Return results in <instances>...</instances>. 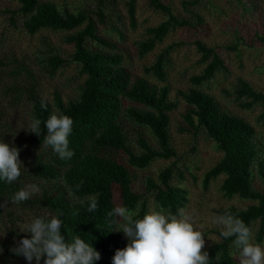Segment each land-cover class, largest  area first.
<instances>
[{"label":"trees","instance_id":"1","mask_svg":"<svg viewBox=\"0 0 264 264\" xmlns=\"http://www.w3.org/2000/svg\"><path fill=\"white\" fill-rule=\"evenodd\" d=\"M260 1V0H258ZM23 17V26L30 34L40 29L71 31L66 41L73 44L70 59H62L50 54L48 64L50 72L66 62L72 61L79 65L80 73L85 75L79 97L63 102L61 95L54 93L53 101L38 96L32 97L31 116L46 121L53 110L73 119V130L69 136V149L74 152L70 159H61L51 147H46V156L39 155L34 161L29 174L48 182L40 196L21 203L39 205L49 211L51 216H59L62 220V234L67 239L79 235L101 253V259L94 264H112V257L117 249L126 247L127 241L115 230L113 217L108 213L116 207L113 200L114 187L121 206L134 208L140 205V216L147 211V202L141 195L133 191L132 178L126 164L118 161L112 153L124 151L128 164L144 168L156 158L175 156L169 133V112L176 106L168 98L169 87L164 84L157 86L144 77H133L122 65V57L117 53L90 48L86 42L98 41L106 46L112 44L97 35L94 18L89 11L60 10L51 1L17 0ZM201 0L183 1L184 6H196ZM137 0H127V12L130 26L135 27ZM149 5L161 11L165 19L155 26L146 29L147 37L138 43L137 51L144 56L161 43L168 33L183 26L202 24L203 19L194 14L193 22L179 18L171 6L164 0H148ZM104 0H98L95 11L99 20L103 19ZM83 26V27H81ZM264 39V38H261ZM200 53V61L206 62L199 74L192 75L189 81L193 85L187 91L179 94L186 103L183 118L186 124L197 131L203 129L222 152V157L204 174L202 184L207 188L209 182L223 175L220 185L222 195L226 198L238 196L251 200L245 209L234 207L220 208L216 212L222 214L225 210L241 218L251 229L257 221L255 241L264 242V146L255 138L254 127L242 117L230 114L221 109L215 98L199 88L214 77L217 72L225 71L223 60L214 47L207 46L200 40L195 41ZM179 44L171 43L157 54L154 62L143 67V73L158 81L166 80L165 67L171 51ZM233 95L244 108L258 104L261 107L259 119L264 121V93L255 90L248 81L239 78L234 86ZM42 99L47 108L42 107ZM129 105L124 106L123 101ZM125 121L150 131L157 143L152 148L142 137H138L140 149L133 151L125 129ZM41 135L31 136L34 144H42L46 129L41 124ZM253 169H256L262 181L261 189L253 186ZM174 173L173 165L159 172L158 180L147 178L146 191L150 192L158 209L177 213L187 203V192L184 188L171 183ZM82 182V184H81ZM24 174L12 184L0 180V201L10 200L16 191L24 187ZM81 184L79 189L76 185ZM74 195L69 197L68 188ZM95 195L98 199V209L89 213L87 204L81 205L78 200ZM111 224V227L109 225ZM232 238L214 243L207 251L211 264H237L230 255ZM221 254L219 262L215 260L216 253Z\"/></svg>","mask_w":264,"mask_h":264},{"label":"rangeland","instance_id":"2","mask_svg":"<svg viewBox=\"0 0 264 264\" xmlns=\"http://www.w3.org/2000/svg\"><path fill=\"white\" fill-rule=\"evenodd\" d=\"M41 1H51L62 11H89L96 22L97 35L113 45L111 48L89 40L86 44L90 48L117 53L122 57V65L134 78L144 77L152 84H166L169 87L168 98L176 106L169 112V133L175 156L156 158L144 168L129 165L124 151L114 152L112 156L127 165L132 189L146 200L148 211L159 209L152 194L146 191V179L157 181L159 172L172 164L174 173L171 183L187 192L184 209L193 216L196 226L205 235L204 250L222 240L220 228L212 222L218 215L216 211L227 207L245 209L252 201L238 196L224 197L220 190L223 175L211 180L207 188L203 187L205 172L222 157V152L203 129L195 131L186 124L183 115L187 106L179 92L192 87L189 78L199 74L206 65V62L200 61L195 41L200 40L214 47L226 70L217 72L199 88L212 95L222 110L242 117L251 124L256 131L255 138L264 146V121L258 118L260 105L241 107L233 95L239 78L264 93V39H261L264 38V0H201L196 6H184L183 1L186 0H164L177 17L194 22L196 13L203 22L170 31L161 43L144 56L138 54V43L147 37L148 27L165 19L164 13L153 9L148 0H137L135 27L130 26L127 0H104L101 7L104 12L102 20L95 13L98 0ZM18 7L17 0H0V140L20 149L23 185L35 184L40 189L30 198L33 199L40 196L49 183L29 174L36 158L48 153L42 144L32 143L33 133L25 129L32 119V97L38 96L52 103L54 93L57 92L63 102L75 100L79 97L85 75L80 73L76 62H66L54 73L50 72L48 64L50 54L70 59L74 49L66 37L75 30L43 28L30 34L23 26L24 17L18 12ZM171 43L179 46L171 51L167 60L166 80L162 82L145 75L143 67L154 62L157 54ZM123 105H129L128 101L124 100ZM124 124L133 151L140 149L138 137H142L152 148H157L156 140L149 130L126 121ZM252 180L254 188L261 189L262 181L256 169H253ZM113 200L116 206L121 204L115 187ZM49 215V211L41 206L28 203L9 202L6 207L0 208V264H29L23 256H17L11 249L19 240L30 236L22 232L28 223L34 218ZM257 225L255 221L252 226L254 243H257ZM120 233L128 242L123 232ZM257 244L264 247V242ZM235 260L238 264V260ZM32 264H35V260Z\"/></svg>","mask_w":264,"mask_h":264},{"label":"clouds","instance_id":"3","mask_svg":"<svg viewBox=\"0 0 264 264\" xmlns=\"http://www.w3.org/2000/svg\"><path fill=\"white\" fill-rule=\"evenodd\" d=\"M42 107L47 104L42 99ZM46 134L42 147H51L61 159H70L74 152L69 149V136L73 130V119L56 110L46 121L33 117L25 127L27 132L41 135V124ZM20 149L0 140V180L8 184L17 181L21 176ZM82 184V182H81ZM76 185V189L81 187ZM69 197H73L72 188H68ZM40 191L35 184H28L14 193L10 200L0 201V208L9 202L19 204ZM81 205L87 204L89 213L98 209V199L90 195L79 199ZM108 215L113 217L117 232H123L128 239L126 247L117 249L112 257V264H211L210 256L205 251V235L196 226L193 216L184 208L177 213L166 212L163 208L149 210L140 216V205L129 208L121 205L114 207ZM220 228L224 239L232 238L230 255L238 260V264H264V247L253 242L252 229L245 222L228 210L213 218ZM111 227V224L109 225ZM62 220L59 216L34 218L26 225L29 233L19 240L11 251L23 256L29 264H94L101 259V253L93 244H89L79 235L67 239L62 234ZM221 254L216 253L219 262Z\"/></svg>","mask_w":264,"mask_h":264}]
</instances>
